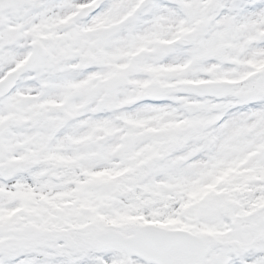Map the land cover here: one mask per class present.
Returning a JSON list of instances; mask_svg holds the SVG:
<instances>
[{
  "label": "snow or ice",
  "instance_id": "1",
  "mask_svg": "<svg viewBox=\"0 0 264 264\" xmlns=\"http://www.w3.org/2000/svg\"><path fill=\"white\" fill-rule=\"evenodd\" d=\"M0 264H264V0H0Z\"/></svg>",
  "mask_w": 264,
  "mask_h": 264
}]
</instances>
